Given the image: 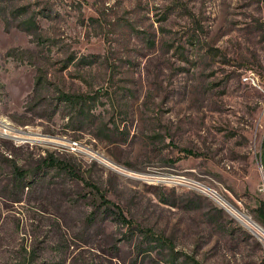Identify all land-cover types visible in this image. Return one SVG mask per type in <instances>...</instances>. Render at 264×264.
<instances>
[{"label": "rangeland", "instance_id": "obj_1", "mask_svg": "<svg viewBox=\"0 0 264 264\" xmlns=\"http://www.w3.org/2000/svg\"><path fill=\"white\" fill-rule=\"evenodd\" d=\"M0 120V264H264V0H0Z\"/></svg>", "mask_w": 264, "mask_h": 264}, {"label": "built area", "instance_id": "obj_2", "mask_svg": "<svg viewBox=\"0 0 264 264\" xmlns=\"http://www.w3.org/2000/svg\"><path fill=\"white\" fill-rule=\"evenodd\" d=\"M245 81H247L248 83H251L255 86H260L259 85V79L258 77H256L255 73L252 71L247 72V74H245L244 76ZM2 120H0V128L4 129V130H9L10 129V133L12 132L13 128L11 127V125L9 126L8 124H5L4 122H1ZM72 149H74V151L78 150V143L77 142H73L72 145L70 146ZM214 194H218L216 191L213 190Z\"/></svg>", "mask_w": 264, "mask_h": 264}, {"label": "trees", "instance_id": "obj_3", "mask_svg": "<svg viewBox=\"0 0 264 264\" xmlns=\"http://www.w3.org/2000/svg\"><path fill=\"white\" fill-rule=\"evenodd\" d=\"M81 97L82 96H75V97L71 96L72 99H77V100L82 99ZM51 160H52V158H51ZM55 163H58V164L63 165V166H66L67 165V163H65L63 161L62 162H60V161L58 162V160H56ZM258 211H259L258 212V217L260 218L261 221L264 222V203L259 207V210ZM119 219L122 220V221H126V218L123 215H120L119 216ZM152 239H153V241H155L156 243H158L157 245H159V247L162 246L164 243H166V240H164V238H162L160 236L153 235V238ZM156 247H158V246H156Z\"/></svg>", "mask_w": 264, "mask_h": 264}, {"label": "bare ground", "instance_id": "obj_4", "mask_svg": "<svg viewBox=\"0 0 264 264\" xmlns=\"http://www.w3.org/2000/svg\"><path fill=\"white\" fill-rule=\"evenodd\" d=\"M9 125V124H8ZM224 203H222L223 205ZM225 206V205H224ZM231 213L240 221L242 222L247 228H249L251 231H253L256 235H258L259 237H262L261 236V233L256 231L254 228H252L251 226L253 227H256L257 229H259L257 227V225L252 221L250 220V217L244 215V214H237L235 212H232ZM264 235V234H263Z\"/></svg>", "mask_w": 264, "mask_h": 264}]
</instances>
